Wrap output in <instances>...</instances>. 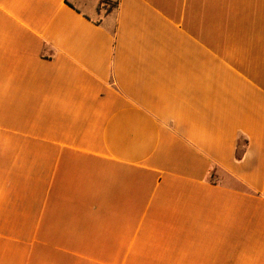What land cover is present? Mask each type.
<instances>
[{
	"label": "crops",
	"instance_id": "crops-1",
	"mask_svg": "<svg viewBox=\"0 0 264 264\" xmlns=\"http://www.w3.org/2000/svg\"><path fill=\"white\" fill-rule=\"evenodd\" d=\"M0 264H264V0H0Z\"/></svg>",
	"mask_w": 264,
	"mask_h": 264
},
{
	"label": "built area",
	"instance_id": "built-area-1",
	"mask_svg": "<svg viewBox=\"0 0 264 264\" xmlns=\"http://www.w3.org/2000/svg\"><path fill=\"white\" fill-rule=\"evenodd\" d=\"M102 7H108V4L107 3H105V2H103V4H102Z\"/></svg>",
	"mask_w": 264,
	"mask_h": 264
},
{
	"label": "trees",
	"instance_id": "trees-1",
	"mask_svg": "<svg viewBox=\"0 0 264 264\" xmlns=\"http://www.w3.org/2000/svg\"><path fill=\"white\" fill-rule=\"evenodd\" d=\"M105 2V1H104ZM103 4V3H102ZM116 7V5H111V8Z\"/></svg>",
	"mask_w": 264,
	"mask_h": 264
},
{
	"label": "rangeland",
	"instance_id": "rangeland-1",
	"mask_svg": "<svg viewBox=\"0 0 264 264\" xmlns=\"http://www.w3.org/2000/svg\"><path fill=\"white\" fill-rule=\"evenodd\" d=\"M110 9H111V7H110Z\"/></svg>",
	"mask_w": 264,
	"mask_h": 264
}]
</instances>
